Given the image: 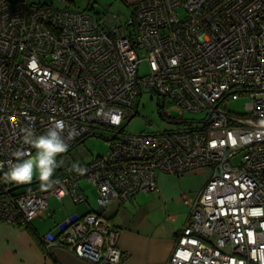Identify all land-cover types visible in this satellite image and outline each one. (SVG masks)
Segmentation results:
<instances>
[{"label": "built area", "instance_id": "built-area-1", "mask_svg": "<svg viewBox=\"0 0 264 264\" xmlns=\"http://www.w3.org/2000/svg\"><path fill=\"white\" fill-rule=\"evenodd\" d=\"M90 9L0 0V221L29 225L50 197L87 201L83 178L103 208L157 192L160 172L208 168L203 189L186 198L190 216L167 264H264V0H136L128 17ZM146 90L160 109L172 101L179 127L124 129ZM251 92L259 95L245 111L229 109ZM57 121L67 151L99 129L111 132L108 152L87 162L64 152L60 161L68 154L70 163L53 175L58 183L15 193L9 161L18 150L35 152L24 129L39 136ZM56 228L62 245L89 263L119 264L125 255L119 229L99 212L75 213Z\"/></svg>", "mask_w": 264, "mask_h": 264}, {"label": "crops", "instance_id": "crops-1", "mask_svg": "<svg viewBox=\"0 0 264 264\" xmlns=\"http://www.w3.org/2000/svg\"><path fill=\"white\" fill-rule=\"evenodd\" d=\"M209 176L208 168L182 176L160 172L157 192H141L128 200H113L103 208L93 207L87 195L92 183L83 178L80 185L87 201L75 203L69 195L62 200L54 197L59 206L54 204L51 208L50 203L47 209L38 211L29 225L0 221V264H92L65 248L56 228L70 215L88 211L101 213L119 229L117 244L125 254L119 264H167L190 216L186 198L198 194ZM174 204L181 205L182 209H172ZM48 233L55 235L54 241L45 239Z\"/></svg>", "mask_w": 264, "mask_h": 264}, {"label": "rangeland", "instance_id": "rangeland-1", "mask_svg": "<svg viewBox=\"0 0 264 264\" xmlns=\"http://www.w3.org/2000/svg\"><path fill=\"white\" fill-rule=\"evenodd\" d=\"M42 1V0H40ZM51 1V0H47ZM57 2V0H54ZM76 2V4L80 7H86L88 3L90 2L93 4V7L90 9L91 11L98 12L101 11L102 13L109 10L114 12H120L121 14L127 15V17L130 15L131 10L134 6V2L132 3L130 0H73ZM186 1V0H184ZM131 2V3H130ZM180 12L184 14L185 8L181 7ZM149 71V66L147 60H144L141 63L140 66V73L145 74ZM259 94L251 92L250 94H247L246 97L242 96L241 98L237 100H233L229 103V109L243 112L245 111L244 106L246 101L251 100L252 97L258 96ZM163 100V99H162ZM160 98L157 95V93L146 90L143 92V94L140 96L139 104L137 108V114H135L127 123V125L124 127L126 131H129L131 133H140L142 131H157V130H165V129H174L181 125V123H176L173 121L174 117L179 116V111L172 109V101L168 100L165 102L164 107L160 109L159 107ZM167 113L169 112V115L172 120H169L166 115L165 117L161 114V112ZM204 113L200 114H191L186 113L185 117H195V118H201L203 117ZM126 122V121H125ZM111 136V132L108 131H100L99 129L96 130V135L88 136L85 138V140L77 145L75 148H73L70 151V159L73 162H87L90 161L94 156L97 155H104L108 152L110 148V141H108V138ZM35 154V152H34ZM33 154V155H34ZM240 156L236 157V160H238ZM62 161V160H61ZM61 168V167H59ZM55 170L54 175H57L61 173V170ZM39 178L38 173L34 175L32 181H35ZM18 184V183H17ZM35 185V184H32ZM94 183L90 185L89 192L87 195H89V201L92 203L93 207L96 208L97 205V187ZM27 189V186L14 189L15 193L23 192ZM97 189V191H95ZM93 192L95 193H92ZM91 193L93 196H91ZM71 198V197H70ZM69 197L65 199H69ZM49 202L51 203V208H54V204L56 202L54 197H50ZM56 206H59L58 203L55 204ZM73 205V204H72ZM61 206V205H60ZM172 209H182L181 205L174 204Z\"/></svg>", "mask_w": 264, "mask_h": 264}, {"label": "clouds", "instance_id": "clouds-1", "mask_svg": "<svg viewBox=\"0 0 264 264\" xmlns=\"http://www.w3.org/2000/svg\"><path fill=\"white\" fill-rule=\"evenodd\" d=\"M64 128V122L57 121L45 134L39 136L32 129H24V143L31 145L35 154L18 150L15 153V162L9 161V168L5 173L6 181L30 183L38 173L42 188H52L58 183L59 181L52 179L58 167L57 156L66 152L69 147L62 135ZM73 170L80 173L84 171L79 165H73Z\"/></svg>", "mask_w": 264, "mask_h": 264}, {"label": "water", "instance_id": "water-1", "mask_svg": "<svg viewBox=\"0 0 264 264\" xmlns=\"http://www.w3.org/2000/svg\"><path fill=\"white\" fill-rule=\"evenodd\" d=\"M68 151L70 152V150H68ZM68 151H66L65 153H68ZM61 154H59L57 156L58 167H63V166L68 165L70 163V159H68V154L63 157L62 161H60ZM39 182H41V181L38 178L37 180L31 181L30 183H18L15 186H13L11 189L14 190V189H17V188H21V187L29 186V185H32V184H36V183H39Z\"/></svg>", "mask_w": 264, "mask_h": 264}, {"label": "trees", "instance_id": "trees-1", "mask_svg": "<svg viewBox=\"0 0 264 264\" xmlns=\"http://www.w3.org/2000/svg\"><path fill=\"white\" fill-rule=\"evenodd\" d=\"M76 5H77V4H76ZM87 7H91V8H92V7H93V4H91V3L89 2L88 5H87ZM98 12H101V11H98ZM160 112H161V114L165 117V115L163 114V112H162V111H160ZM136 114H137V112H136ZM134 115H135V114H134ZM134 115H131V116L129 117V119H131ZM168 119L171 120L169 117H168ZM178 123H179V122H178ZM126 125H127V123L125 124V126H126ZM125 126H124V127H125ZM84 140H85V138H84ZM84 140H83V141H84ZM83 141H81V142H83ZM81 142H79L78 144H80ZM78 144H77V145H78ZM77 145H75V146H77Z\"/></svg>", "mask_w": 264, "mask_h": 264}, {"label": "bare ground", "instance_id": "bare-ground-1", "mask_svg": "<svg viewBox=\"0 0 264 264\" xmlns=\"http://www.w3.org/2000/svg\"><path fill=\"white\" fill-rule=\"evenodd\" d=\"M29 2H34V1H37V0H28Z\"/></svg>", "mask_w": 264, "mask_h": 264}, {"label": "flooded vegetation", "instance_id": "flooded-vegetation-1", "mask_svg": "<svg viewBox=\"0 0 264 264\" xmlns=\"http://www.w3.org/2000/svg\"><path fill=\"white\" fill-rule=\"evenodd\" d=\"M69 155H70V152H69Z\"/></svg>", "mask_w": 264, "mask_h": 264}]
</instances>
